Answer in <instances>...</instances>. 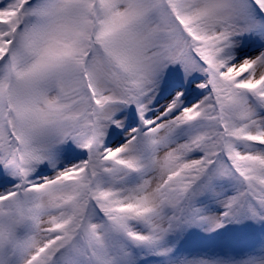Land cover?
<instances>
[{
    "label": "snow or ice",
    "instance_id": "obj_1",
    "mask_svg": "<svg viewBox=\"0 0 264 264\" xmlns=\"http://www.w3.org/2000/svg\"><path fill=\"white\" fill-rule=\"evenodd\" d=\"M0 264H264V0H0Z\"/></svg>",
    "mask_w": 264,
    "mask_h": 264
}]
</instances>
